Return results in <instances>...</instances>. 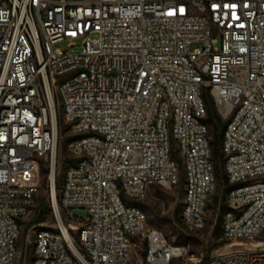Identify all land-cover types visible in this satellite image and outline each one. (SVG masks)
<instances>
[{"label": "built area", "instance_id": "obj_1", "mask_svg": "<svg viewBox=\"0 0 264 264\" xmlns=\"http://www.w3.org/2000/svg\"><path fill=\"white\" fill-rule=\"evenodd\" d=\"M207 98L225 123V248L188 258L136 202L182 171L181 222L203 228ZM43 170L54 221L18 252ZM140 245V264H264V0H0V264H130Z\"/></svg>", "mask_w": 264, "mask_h": 264}, {"label": "rangeland", "instance_id": "obj_2", "mask_svg": "<svg viewBox=\"0 0 264 264\" xmlns=\"http://www.w3.org/2000/svg\"><path fill=\"white\" fill-rule=\"evenodd\" d=\"M73 42L76 46L69 49L67 47V41L56 44V47L64 51L68 50V52H79L81 50L80 39L74 40ZM69 161L70 154L65 149V142L62 138L59 143L55 173L60 181ZM218 174V177L216 176L215 188L205 213V223L200 230L186 228L180 221L183 196L182 171H179L177 181L169 187L155 184L149 185L145 196L138 201L144 205L143 211L146 215L147 226L161 232L169 243L185 246L188 251V258L213 257L215 252L225 248L224 243L220 240V224L218 222L220 219V207H218V204L223 203L224 188L222 187L221 173ZM33 178L35 181L39 179L38 191L29 213L20 220L17 241L18 252L24 251L25 239L28 235V229L32 224L47 226L51 225L54 221L50 208L47 178L44 172L41 173L40 171L34 172ZM56 197L58 198L57 189ZM213 197H217L215 207H212ZM70 213L78 220H83L86 217L85 211L79 208H73ZM62 216H64L63 212ZM31 248L32 246L28 245L27 254L30 253ZM143 251L142 245L139 248L134 247L131 253L130 264H140ZM185 263H187V260L179 261V264Z\"/></svg>", "mask_w": 264, "mask_h": 264}, {"label": "trees", "instance_id": "obj_3", "mask_svg": "<svg viewBox=\"0 0 264 264\" xmlns=\"http://www.w3.org/2000/svg\"><path fill=\"white\" fill-rule=\"evenodd\" d=\"M206 105H207V115L205 118V122L209 125L210 128V139H209V145L211 148V158L214 164V171H215V176L218 177V173H221V178L223 181H225L224 175L222 173V169H221V163H222V154L220 152V142H221V137H222V132L223 129L225 127V123L221 121V119L218 117V115L215 113L212 103L210 101L209 98H207L206 101ZM65 142V140H64ZM70 162V161H69ZM68 162V163H69ZM44 172V170H43ZM62 179V177H61ZM61 182L56 174H55V188L58 190L59 189V185ZM224 193H223V199L225 197L226 194V189L224 188ZM36 198V196H35ZM35 200V199H34ZM213 205L212 207H215V205L217 204V197H213ZM136 204L143 210L144 205L140 202H136ZM220 207V219L218 220L219 224H221V213L222 210L224 209V204L220 203L219 205ZM181 221V219H180ZM220 231H221V225H220Z\"/></svg>", "mask_w": 264, "mask_h": 264}, {"label": "bare ground", "instance_id": "obj_4", "mask_svg": "<svg viewBox=\"0 0 264 264\" xmlns=\"http://www.w3.org/2000/svg\"><path fill=\"white\" fill-rule=\"evenodd\" d=\"M260 245V244H259Z\"/></svg>", "mask_w": 264, "mask_h": 264}]
</instances>
